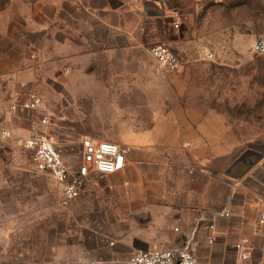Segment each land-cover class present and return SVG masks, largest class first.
<instances>
[{
	"label": "crops",
	"instance_id": "1",
	"mask_svg": "<svg viewBox=\"0 0 264 264\" xmlns=\"http://www.w3.org/2000/svg\"><path fill=\"white\" fill-rule=\"evenodd\" d=\"M183 1L70 0L76 33L57 38V48L70 58L96 59L95 64L102 59L101 73L117 78L55 82L60 90L55 99L145 101L136 94L143 71L157 83L160 67L148 46L162 41L168 30L184 35ZM180 41L170 38L172 44ZM172 48L182 58L180 46ZM148 55L155 61L150 69L140 65ZM127 59L139 65L131 70ZM127 73L133 81H127ZM166 75L174 87L166 100L170 108L149 105L150 112L135 115L138 124L117 141L127 148L125 169L92 172L62 219L39 226L37 244L28 248L34 264H89L98 258L103 264H126L139 250L184 245L204 264H241L235 245L244 240L253 246L251 260L264 264V151L224 146L223 115L204 110L197 100L188 102L194 72L183 64ZM149 101L158 99L151 95ZM225 209L229 216L222 215Z\"/></svg>",
	"mask_w": 264,
	"mask_h": 264
},
{
	"label": "rangeland",
	"instance_id": "2",
	"mask_svg": "<svg viewBox=\"0 0 264 264\" xmlns=\"http://www.w3.org/2000/svg\"><path fill=\"white\" fill-rule=\"evenodd\" d=\"M69 1L0 0V134L4 129L12 132L7 141L0 137V264H34L28 248L36 246L39 226L55 224L69 206L62 203L57 183L35 170L18 139L44 131L75 167L85 135L117 142L138 124L135 115L150 112L149 105L170 108L166 100L174 87L168 70L160 67L157 83L144 70L142 87L130 90L145 101L55 99L60 91L55 82L117 78L101 73L102 59L95 64L96 59L70 58L63 55L69 52L57 48V38L76 33L71 29ZM183 4L184 35L167 29L170 33L157 43L179 45L185 67L194 72L188 102L197 100L204 110L223 115L224 146L239 144L264 151V54L253 50L264 35V0H184ZM175 36L182 37L180 44L170 43ZM137 65L135 59H127V68ZM140 65L150 69L155 61L148 55ZM87 68L98 73L87 75ZM126 78L133 81V74L127 73ZM32 93L44 98L43 106L12 109ZM151 95L158 101H149ZM44 116L49 118L46 126L41 125Z\"/></svg>",
	"mask_w": 264,
	"mask_h": 264
},
{
	"label": "built area",
	"instance_id": "3",
	"mask_svg": "<svg viewBox=\"0 0 264 264\" xmlns=\"http://www.w3.org/2000/svg\"><path fill=\"white\" fill-rule=\"evenodd\" d=\"M254 53L264 54V35L260 36L254 44ZM149 54L156 63L169 71L180 69L184 61L173 50L164 43H156L148 47ZM44 98L40 94L32 93L28 99L14 105L13 110L39 109L44 105ZM49 124V118L44 116L41 125ZM0 137L3 141L12 138V132L4 129ZM18 143L30 153L31 162L40 173L50 176L62 191V203L69 205L80 196L86 178L92 173L111 174L121 172L127 163V148L123 145L110 141L96 139L90 135L82 138L81 159L77 166L72 167L65 159L63 152L57 146L52 136L44 131H37L29 136L18 139ZM223 216H229L230 210L225 209ZM260 223L264 224V214ZM215 225L211 224L214 229ZM213 239H210V243ZM238 259L241 264H255L251 260L253 246L249 241H239L236 243ZM89 264H103V260L98 258ZM126 264H204L197 259L189 245L173 247L163 250L136 251L126 262Z\"/></svg>",
	"mask_w": 264,
	"mask_h": 264
},
{
	"label": "water",
	"instance_id": "4",
	"mask_svg": "<svg viewBox=\"0 0 264 264\" xmlns=\"http://www.w3.org/2000/svg\"><path fill=\"white\" fill-rule=\"evenodd\" d=\"M260 151H263V150H260Z\"/></svg>",
	"mask_w": 264,
	"mask_h": 264
}]
</instances>
